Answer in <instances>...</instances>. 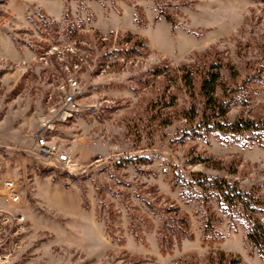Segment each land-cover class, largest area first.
I'll return each mask as SVG.
<instances>
[{
  "label": "rangeland",
  "instance_id": "374dc122",
  "mask_svg": "<svg viewBox=\"0 0 264 264\" xmlns=\"http://www.w3.org/2000/svg\"><path fill=\"white\" fill-rule=\"evenodd\" d=\"M212 63L226 117L264 119V0H0V207L11 177L28 218L0 264H264L242 208L196 184L264 201V141L183 117L203 98L180 68L198 88ZM71 78L77 107L45 131ZM41 132L70 165L42 154Z\"/></svg>",
  "mask_w": 264,
  "mask_h": 264
},
{
  "label": "trees",
  "instance_id": "16d2710c",
  "mask_svg": "<svg viewBox=\"0 0 264 264\" xmlns=\"http://www.w3.org/2000/svg\"><path fill=\"white\" fill-rule=\"evenodd\" d=\"M136 36V35H134ZM130 40V39H129ZM142 40L135 41L127 52L140 51L143 45ZM132 48V49H131ZM132 50V51H131ZM183 71L177 79L183 82L182 86L187 89L190 95L195 98L197 95L202 96V109H197L196 105L190 109L183 111V117L186 121L193 122L198 120L196 125L201 130H222L236 135H249L260 142L264 141V119H255L250 117H240L231 121L228 119L227 113L231 107V100L225 98V94L219 92L224 90L225 81L220 68L213 63L210 64L204 74L201 75L198 88L197 78L193 70ZM181 86V87H182ZM200 161H205L204 157H199ZM196 184L202 188L203 192H213V197L227 208L240 207L244 214L250 219V225L247 231V237L264 256V222L258 216V212L264 211V201H253L251 195L238 187L236 182L225 178H205L196 181ZM263 204V205H262ZM231 260L229 264H235Z\"/></svg>",
  "mask_w": 264,
  "mask_h": 264
},
{
  "label": "built area",
  "instance_id": "2783aa9c",
  "mask_svg": "<svg viewBox=\"0 0 264 264\" xmlns=\"http://www.w3.org/2000/svg\"><path fill=\"white\" fill-rule=\"evenodd\" d=\"M82 93L83 88L79 80L71 78L69 88L63 94V106L52 110L49 116L41 119L42 128L45 131H53L58 123L66 121L77 107V98ZM37 142L43 155L64 165H70L69 155L58 151L56 144L49 143L45 133L38 135ZM2 187L11 203L8 207H0V260H6L22 247L28 230V218L22 209L23 196L15 179L5 178Z\"/></svg>",
  "mask_w": 264,
  "mask_h": 264
}]
</instances>
